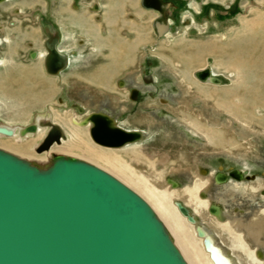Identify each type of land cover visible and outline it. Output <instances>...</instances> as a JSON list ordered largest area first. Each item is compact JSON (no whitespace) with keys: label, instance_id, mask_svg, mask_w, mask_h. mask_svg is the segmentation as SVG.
<instances>
[{"label":"rangeland","instance_id":"rangeland-1","mask_svg":"<svg viewBox=\"0 0 264 264\" xmlns=\"http://www.w3.org/2000/svg\"><path fill=\"white\" fill-rule=\"evenodd\" d=\"M12 1L4 9L2 17L0 16V59L9 62L1 65L0 71H13L17 69L16 65H18L21 68L18 71L19 74H11L10 72L7 75L6 72L4 73V76L6 74L8 79L12 78L19 81L17 84L13 82L14 89H12V92H15L17 85L22 83L23 92L26 91L24 93L30 95V98L35 97L32 96L33 94H41L43 98L41 97L34 105H23L22 99L24 98L21 95L12 93L13 97L7 98L4 95L6 90L4 88L2 96H0V122L26 126L31 124L38 116L49 117V121L57 125L65 136L64 140H61L58 144L53 143L49 150L71 143L77 132L82 136V140L84 139L97 151L111 154L110 160L115 159L118 163H125L128 166L127 170L122 169V171L132 176L134 173H142L150 184L157 189H165L166 179L174 180L181 189L188 185L190 183L188 175H183L181 172H170V169L175 168L174 170H176L177 165L174 163L169 166L166 165L168 164L166 162L168 157L170 159L172 155L171 150L176 149V145H179V143L184 141V146L192 148L189 145L190 143L197 147L198 142H204V139L199 137L196 139L195 136H185L187 130L179 125V121H182L181 118L186 122H192L184 118L186 115H189L190 118L192 116L193 120H196L198 128H202L199 124L201 122L207 130L210 129V127H207L208 121L217 122L212 129L224 132L227 137L233 136L237 143L243 145V149L233 153L230 152L229 156L225 152L199 155L197 157L200 159L198 167L205 172L203 178L218 172L228 176L227 172L229 171L240 172L242 180L239 181L245 182L244 185L247 189L254 187L253 195L257 203L251 205L250 200H248L242 201L241 204L235 202L233 204L230 201L228 204L218 203V205L227 210L228 217H242L246 213L247 216H253L258 212H264V202L258 200V197L262 196L259 192L264 189V132L256 129V127H251V129L260 133V135L254 136L248 133L246 128H240L233 121L231 124H225V120L229 121L230 116L233 117L236 113H241L244 118L250 121L257 119L262 121L264 107L260 106L258 108L256 106L252 111H248L244 109L249 105L247 100L234 97L231 102L225 100L224 97L226 93L233 91L237 86L243 90H246L245 88L250 89V84L255 81L252 71L244 68V66L240 67L239 64L242 65L243 58L247 57V44L258 41L262 29H264V0H167L176 5V10L172 15L173 20H169V32L161 39L156 38L150 26L151 19L156 17V13L152 11L145 13L143 16L138 15L135 18L136 20L130 23L131 26L128 25L130 32L111 31L109 25H103L101 16L95 20L97 24L100 22L103 25L102 27L105 29L103 32L90 31V26L86 22L78 21L77 27L74 26L71 31L62 33L61 43L58 47L64 51L68 50L71 61L62 72L54 77L46 74L43 70V58L46 54L43 41L47 34L51 35L57 32V25L54 24L55 22L48 14H45V16L24 15L21 11L16 10V7H13ZM78 4L81 9H88L91 5L79 2L73 3V10L75 8L76 10L79 9ZM92 4L96 5V3ZM39 24L43 30L47 29L48 31H42L38 35V32H22L20 30L21 27H28L32 30L38 29ZM118 33L119 35L121 33V40L114 39V36L116 38ZM24 36H31V41H25ZM117 44H120L123 48L128 47L129 53L125 51V54L127 58L129 57L134 62L129 67L130 70L125 72L121 69V72L117 69L120 68L119 65L116 66L115 70L108 69L110 70L108 76L111 79L109 88L104 83L103 88L94 83L88 85L85 79L91 76L95 77L96 74L100 73V68L108 63L106 61H108L109 56H112L114 51L117 50L115 48ZM235 47L239 48L241 56L238 58L240 61L238 65L232 67L229 62L230 56L225 54L224 51ZM201 50H203V53L200 60L195 64H191V66H187L189 59L192 58L191 56L197 55ZM31 53H37L40 57L31 58ZM132 69L135 71L137 81L142 80V75L147 74H152L155 78L154 88L143 91L138 89V100L129 99L131 86L127 88L116 87L117 82L128 83L125 81V76ZM166 69H169L173 76L168 75ZM202 69H209L210 76L217 78L220 83L203 84L195 77V73ZM103 70L105 68L102 69L101 73L105 74ZM77 78L81 79V82ZM69 80H74V82H69ZM5 84L7 83L4 80ZM18 90L22 89L19 88ZM100 90H103L104 93ZM45 91L47 92L46 96L43 93ZM105 96L109 98L110 103V109L106 108V111L111 113L110 117L113 120L115 119L118 126L126 130L141 132L147 131L149 126L153 125L154 128L151 126L152 130L149 133L151 135H142L139 142L120 148H105L92 141L89 136V129L76 130L73 128V125L69 122V118L72 116L104 113L105 111H101L99 101ZM183 102L187 104L185 114L181 113L180 110L176 111L179 109L178 107L183 105ZM74 104L80 105L79 107L82 108L81 113L73 108ZM24 107H26V110H23ZM143 107L144 109L141 110L140 108ZM236 110L237 112L234 113ZM221 122H225L224 125ZM39 128L40 131L37 134H27L23 137L19 135L12 137L0 136V143L8 140L14 146L28 147V151L21 152L27 154V156L31 154L43 156L48 150L37 153L35 149L44 139L47 128ZM208 139H211V137ZM137 151H144V156L139 158L142 163L137 162ZM228 151H231V148ZM11 153L16 155L14 152ZM165 153L167 155L165 162L156 164L150 172L144 158L147 159V162H152L153 156L157 160H161ZM77 159L107 171L140 195L150 205L173 239L169 227L159 212L153 208V205L145 196L123 177L119 170H115L112 166L101 162L87 160V158ZM163 166L168 168L164 170ZM191 166H193L192 171H194L195 165L192 164ZM120 168L121 165L119 164ZM212 189V185L207 187L205 190L206 198L212 193ZM178 202L184 205L189 215H192L195 220L197 219L192 206L181 201ZM196 222L199 223V219ZM262 254L264 258V250H262Z\"/></svg>","mask_w":264,"mask_h":264},{"label":"water","instance_id":"water-1","mask_svg":"<svg viewBox=\"0 0 264 264\" xmlns=\"http://www.w3.org/2000/svg\"><path fill=\"white\" fill-rule=\"evenodd\" d=\"M141 6L158 12L151 26L161 39L169 32L172 17L168 8L172 4L141 0ZM58 37L57 33L47 34L44 43V69L52 76L68 63L57 49ZM210 75L209 69L195 73L200 81ZM143 81L154 83L155 78L150 74ZM211 81L220 83L215 77ZM136 92L131 90V100ZM74 107L82 112L77 104ZM88 122L90 138L105 148H120L142 139V133L123 129L105 113H91L81 123ZM45 125L49 130L36 147L37 153L65 138L57 125ZM35 130L36 125L31 124L21 133ZM0 133L12 135L2 127ZM216 179L224 180L219 175ZM177 207L193 221L186 208ZM0 264L187 263L150 205L107 171L63 155L55 156L43 169L0 148Z\"/></svg>","mask_w":264,"mask_h":264},{"label":"bare ground","instance_id":"bare-ground-1","mask_svg":"<svg viewBox=\"0 0 264 264\" xmlns=\"http://www.w3.org/2000/svg\"><path fill=\"white\" fill-rule=\"evenodd\" d=\"M3 1L0 0V3H2ZM253 42H249L247 44V57L243 58L244 62H242V65H239L240 67L244 66V68L252 71V75L254 76L255 81L250 84V89L245 88L246 90H243L242 88L240 89V87L237 86L233 91H230L228 94L226 93L224 95L225 100H230L231 102L233 101L234 97H240L243 100H247L249 105L244 109L248 111H252L256 106H258V108L260 106L264 107V29H262V32L260 33V39ZM121 50L122 52H124V54L125 51L126 53H129L128 47L123 48V46H121ZM226 51H224V53L230 56V66L235 67L236 65H238V62H240L238 58L241 56L239 48H230V50L226 49ZM202 53L203 50H201V52H199L197 55L191 56L192 58L191 60L189 59L187 66H191V64H195L196 62H198L200 60V57L202 56ZM35 56L36 58L40 57V55L37 53H34V57ZM4 63L5 61H2L0 59V66ZM132 63H134L133 60L129 59V57L127 58V55L125 54V57H123L120 62H108L107 64H104V67L100 68V73L96 74L95 77L91 76L90 78L88 77V79L85 80H87L88 85L89 83H94L95 85L103 88V85L105 84L108 85L109 88V82L111 81V79H109L110 76H108V72L113 69L115 70L117 65L120 66V68H117L118 70L121 71L122 69V71L125 70V72H127L130 70L129 67L132 66ZM104 68L105 70L103 71H105V74L103 72L101 73L102 69ZM166 71L168 75L173 76L169 69H166ZM95 72L97 73V71ZM7 75L5 74V76L3 75L2 77L5 80V83H7L5 84L6 90L4 92V95L7 98L13 97L12 93L19 94L24 98L22 99L23 105L25 104L29 106L37 103L41 99V97L43 98V95L41 94H33L32 96L35 97L30 98V95L24 93L26 91L23 92V87L21 86L22 83H19V85H17L16 87L17 90H15V92H12V89H14V86L12 85L13 82L17 84L19 81L17 79L13 80L12 78L8 79ZM210 78L213 79V77L210 76L206 81H202V83L211 85L213 82ZM77 80L81 82V79L77 78ZM125 81H127V84L129 85L125 84V82H117L116 87L127 88L128 86H131L130 91L134 89L137 91V93L139 92L138 89L143 91L145 89H151L155 87L153 83H145L143 80L137 81V79L135 78V71L133 69L125 76ZM69 82H74V80H69ZM19 88L22 89L20 90L22 91L21 93L18 90ZM100 91L104 93L103 90ZM43 93L45 96L47 95L46 91ZM137 96L139 95L137 94ZM74 105L73 108H75ZM99 106L101 107V111L103 110L105 111V114L111 116V113H108L106 111V108L110 109L109 98L105 96L104 98L100 99ZM224 106L226 107L225 103ZM178 108L179 109H177L176 111L180 110L181 113L185 114V111L187 110V104L183 102V105ZM140 109L142 110L144 109V107ZM23 110H26V107H24ZM20 111L22 110L20 109ZM235 112H237V110L234 111V113ZM22 115L23 114L21 113V116ZM87 116L88 115L77 117L72 116L69 118V122L76 130L86 128L89 129L90 122H88V124L86 125H83L81 123ZM186 116H184V118H187V121L192 122H186V120L184 121V119L182 118V121H179V125L187 130L185 136H195L196 139L199 137L204 139V142H198L199 145L197 147L194 144L192 145L190 143L189 145L192 146L191 148L184 146L183 141L182 143H179V145H176V149L171 150L172 155L170 156V159L168 157V160L166 162L168 164L166 165L170 166V164L175 163L177 165V168L176 170H174L175 168H173L169 171L181 172L183 175H188V178H190V183L184 186L182 189L179 187L177 182H173L175 184L173 185L171 183V179L165 180L167 181L165 189H157L150 184L148 179L145 178L142 173H134L132 176L129 173L122 171V169L127 170L128 166L125 163H118V161H116L115 159L110 160V157L112 156L111 154L101 153L97 151L96 148L90 146L84 139L82 140V136H80L77 132L75 133L76 136L71 143L60 146L57 149H48V151L46 150L47 152L43 156L33 154L27 156V154L21 152L28 151V147L22 148V146H14L8 140H6L5 142H1L0 145L2 146L1 149L14 152L17 156L19 155L26 159L28 162L43 169L51 165L52 159L55 156L70 155L76 158H87V160L101 162L112 166V168L115 170H119L123 177L126 178V180L143 196H145L153 205V208L156 209L162 216L164 222L170 229L173 237V239L171 238L172 241L174 242L175 246L183 256L187 264H264V258L262 254V250H264V212H258L253 216H247L246 213V215L242 217H228L227 210H224L218 205V203L225 205L230 203V201L233 202V204L234 202L236 204H241L242 201L248 200H250L251 205L256 204L257 201L253 195L254 187L247 189L244 185L245 182L239 181L242 180L240 172H237V175L234 178H228L224 173L220 172H218L217 174L212 173V175H210L209 177L203 178L205 172L202 170V168L198 167L200 165V159H198L197 157L201 154L206 155L211 153L225 152V154L229 156L230 152L233 153L235 151H241L243 149V145L241 144V146L239 143H237L233 136L227 137L224 132L212 129L214 128V124H217V122L208 121L207 127H210V129L207 130L203 123L199 122L202 128H198L196 120H193L192 116L191 118L189 117V115ZM261 119L262 121H258V119L255 120L256 122L253 120L250 121L249 119L244 118L241 113H236L233 115V117L230 116L229 121L225 120L226 123L221 122V124H231L233 121V123L239 125L240 128H246L248 130V133L256 136L260 135V133H258L259 131L257 132L251 129V127H256V129L262 130L264 132V115ZM48 122L51 123L49 121V117L47 118L44 115L36 117L31 123L36 125L35 132L25 133V135L21 133V130L25 129L31 124L22 126L0 122V127L12 131V135H4L0 133V136L12 137L14 135H19L20 137H23L27 134H37L40 131L39 127H46L45 123ZM151 126L153 127V125H150L147 131H141L140 133H142V135L144 136H147L152 130ZM46 128L48 131L49 128ZM206 137H211V139H208ZM229 148H231V151H228ZM143 152L144 151H137L136 153V159L139 163H142L139 158L141 156H144ZM165 159H167L166 153L163 154V158H161V160H157L153 156L152 162H147V159L144 158L145 164L148 165L150 172H152L151 169L154 168L156 164H162L163 162H165ZM119 164L121 165L120 169ZM192 164L195 165L194 171H192ZM165 166H163L164 170L168 168H165ZM215 174H223L226 181H218ZM211 185L213 186L212 193L209 194L208 198H206L205 190ZM259 193L262 196L258 197V200L264 202V189ZM178 201L192 206V208L196 212V220L198 221L199 219V223L196 222L192 215L190 216L192 217L193 221L190 222L184 215L180 213L177 204L182 205V203ZM182 206L184 207V205ZM184 221L185 223L188 222L187 224L189 225L185 224Z\"/></svg>","mask_w":264,"mask_h":264},{"label":"crops","instance_id":"crops-1","mask_svg":"<svg viewBox=\"0 0 264 264\" xmlns=\"http://www.w3.org/2000/svg\"><path fill=\"white\" fill-rule=\"evenodd\" d=\"M11 0H5L2 3H0V16L2 17L3 11L6 8V6L10 3ZM84 3L85 5H90V8L88 9H78L76 8L73 10V3ZM13 7H16V10L21 11L24 15H42L45 16V14H48V16L55 22L54 24L57 25V34L59 36L58 39V45L61 43L62 39V33L64 31L69 32L73 29L74 26H78L79 22H86L88 24L90 31H98L103 32L105 29L102 27L103 25H109L111 28V31L113 32H130L129 27L131 26V22L135 21L136 17L138 15L143 16L145 13L151 12L149 10H145L140 6V0H13ZM96 3V5L92 4ZM93 6L96 8H93ZM10 7V6H9ZM153 12V11H152ZM5 13V12H4ZM103 18V25L97 24V18L100 17ZM131 16V18H129ZM96 19V20H95ZM154 18L151 19V21ZM41 20V17H40ZM58 23H57V22ZM150 21V22H151ZM129 25V27H128ZM37 27V26H36ZM20 29L22 32H38V35L42 31H48L47 29L43 30L38 25V29H30L28 27H21ZM121 35V33H120ZM116 34V38L114 36V39L121 40V36ZM31 36H24L25 41L29 42ZM47 39V36L44 43ZM127 39V37H126ZM57 48L62 53L67 55L68 63L67 66L70 64V57L68 55V50L64 51L60 49V47ZM24 48V47H23ZM116 51H114V54L112 56H109V59L107 62H120L123 57H125L124 52L121 50V45L117 44ZM14 53V52H13ZM17 57V56H16ZM9 58V56H8ZM5 63H9L5 60ZM14 64H18L17 62H13ZM12 63V64H13ZM43 63V62H42ZM17 69L13 71H5L7 74L11 72V74H19V68L18 65H16ZM44 67V66H43ZM44 72L46 73L45 69L43 68ZM25 71V70H23ZM4 71H0V96H2V90L5 88L4 80H2L3 75L5 73ZM13 72V73H12ZM22 72V71H21ZM47 74V73H46ZM52 76V75H50ZM54 77V76H52Z\"/></svg>","mask_w":264,"mask_h":264},{"label":"flooded vegetation","instance_id":"flooded-vegetation-1","mask_svg":"<svg viewBox=\"0 0 264 264\" xmlns=\"http://www.w3.org/2000/svg\"><path fill=\"white\" fill-rule=\"evenodd\" d=\"M161 1H163V2H170L171 4H172V6H170L169 8H168V13L171 15V17H172V19L171 20H173V16L172 15H174L173 13H174V11L176 10V5L173 3V2H171V1H167V0H161ZM78 3V2H77ZM140 6H141V0H140ZM78 7H79V9H81V7H80V5L78 4ZM142 7V6H141ZM93 8H95V7H93ZM143 8V7H142ZM96 9V8H95ZM145 9V8H144ZM145 10H149V11H153V12H155L156 13V17L158 16V12L156 11V10H152V9H145ZM155 17V18H156ZM154 18V19H155ZM153 21V20H152ZM152 21L150 22V26H151V23H152ZM169 21V20H168ZM151 29H152V26H151ZM169 29H170V23H169ZM152 31H153V29H152ZM154 33V32H153ZM54 34V33H53ZM59 38V37H58ZM57 45H58V43H57ZM58 49V48H57ZM60 51V50H59ZM61 52V51H60ZM66 55V54H65ZM67 56V55H66ZM36 57V56H35ZM147 75H150V74H147ZM147 75H142V77H141V79L143 80V76H147ZM130 92L131 91H129V99H130ZM137 94H139V93H137L136 92V97H135V100L138 98V96H137ZM48 132V131H47ZM47 134V133H46ZM45 134V135H46ZM55 144V143H54ZM217 174V173H216ZM215 174V175H216ZM227 174H229V176L228 175H226L228 178H234V177H236V175H237V172L236 171H229V172H227ZM220 177H223L224 178V180H225V176L223 175V174H218ZM216 177H217V175H216ZM226 181V180H225Z\"/></svg>","mask_w":264,"mask_h":264}]
</instances>
